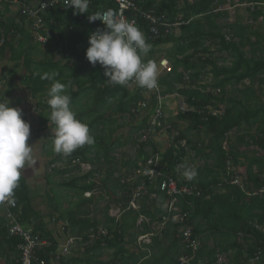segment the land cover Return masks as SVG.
I'll use <instances>...</instances> for the list:
<instances>
[{
  "label": "trees",
  "instance_id": "16d2710c",
  "mask_svg": "<svg viewBox=\"0 0 264 264\" xmlns=\"http://www.w3.org/2000/svg\"><path fill=\"white\" fill-rule=\"evenodd\" d=\"M19 1L31 3V0ZM139 1L143 11H155L158 17H164V22L174 23L179 17L192 20L181 27L178 36L170 34L146 40L151 50L143 59L145 62L153 60L156 47L172 45L166 54L172 72L158 76V84L162 94H179L191 109L185 113L178 109L174 119L168 116L165 119L171 125L167 133L172 141L164 153L154 140L137 141L147 126L155 101L151 97L144 112L136 110L137 104L145 101L144 93L150 90L139 87L134 80L123 86L113 85L107 82L104 68L99 64L93 66L86 59L89 35L104 27L100 21L89 22L87 15L108 9L115 11L117 5L113 1L90 0L86 15H74L72 8L49 9L44 15L46 28L51 32L46 44L36 40L30 21L22 13L17 14V20L3 22L0 17V56L9 51L12 61L24 64L28 75L23 82L36 100L39 131L55 127L48 119L47 101L43 100L51 82L42 79L45 73L55 72L56 79L66 85L72 97V110L88 125L94 137L92 145L68 156L57 154L50 161L52 175L46 176V182L51 183L54 176L68 175L61 186L74 190L77 196L73 208L59 213V218L68 222L66 231L82 238L81 247L88 243L83 249L90 263L107 250L113 256L104 264H181L180 258L185 252L180 226H166L162 234L151 237L149 244L139 242L140 237L152 232V223L168 214V202L174 197H168L156 184L145 180L148 195L141 199L139 210L129 208L133 190L143 180L124 185L125 175L118 176V163L111 155L131 143L136 157L124 162L128 172L132 174L158 154L164 178L196 188L192 196H179L177 203L183 212L189 213L188 223L194 229V236L201 240L193 264H216V255L229 251L233 252L229 264H253L251 261L259 249L263 256L257 264H264V234L255 229V224L264 225V197L248 196L240 187L224 182L227 164L232 163L235 168L242 166L239 169L249 184L247 190L264 188V154L258 153V150L264 151V29L248 23L238 28L213 27L218 0ZM10 5L7 2L2 6L8 9ZM263 15L264 8L249 11L253 24ZM26 22L30 28L25 26ZM139 24L138 28L149 37L148 23L140 19ZM226 35H232V41L228 42ZM208 77L211 82L207 81ZM213 111L218 114L214 115ZM181 123L187 125L185 130H180ZM128 124L131 128L127 136L115 135ZM225 142H228L227 148H224ZM242 147L245 149L240 151ZM190 152L193 159L203 163L195 168V178L189 180L183 176L180 180L177 165L188 162ZM63 161L64 168L57 169ZM82 164L91 165V170L81 174ZM97 176L101 178L97 180ZM88 192L91 196L86 198ZM152 193L156 199L151 198ZM14 198L16 208L12 212L22 225L29 224L32 215L39 217L25 179H20ZM114 204L120 215L111 217ZM58 205L56 202L57 208ZM141 218L144 220L138 223ZM7 226L0 225V235L16 250L18 241L9 237ZM101 228L107 235L91 240L92 232ZM33 232L50 242L49 248L38 252L40 259L50 263L51 253H57V242L42 226ZM18 256L17 251V260ZM60 262L69 263V260L62 257Z\"/></svg>",
  "mask_w": 264,
  "mask_h": 264
},
{
  "label": "built area",
  "instance_id": "2783aa9c",
  "mask_svg": "<svg viewBox=\"0 0 264 264\" xmlns=\"http://www.w3.org/2000/svg\"><path fill=\"white\" fill-rule=\"evenodd\" d=\"M117 5L115 12L119 16L126 17L127 19L133 21L138 27L139 20L142 19L148 23L150 36L146 37V40H151L159 38L160 36H168L170 34H176L180 32L181 27L189 25L192 20L186 21L182 17H179L175 20L174 23L164 22V17H158L155 11H143L139 5V0H110ZM11 3L14 5H19V12L31 23L33 32L35 33L36 40L41 44H46L48 38L51 36V32L46 28V22L44 20V15L49 9L60 8L61 10L65 7V0H39L36 3H24L21 4L19 0H0V5L4 3ZM148 38V39H147ZM226 40L232 41V35H226ZM3 41H1V44ZM159 67L162 74H168L172 72V67L169 64L167 59H161L159 61ZM135 82V81H134ZM3 87V82H0V89ZM219 92V90H218ZM145 101L137 104V111L144 112L149 103L151 102V97L155 101L154 108L151 110V115L149 117L147 126L143 129L137 136V141L139 143H146L150 139L155 142L158 140L159 133L168 132V129H171V125L165 123L167 119L166 107L168 99L175 98L178 101L179 111L180 112H189L191 109L188 107L185 99L179 94L174 95H164L162 94L161 87L158 84L156 89L150 90L149 93H144ZM214 115L218 114V111H213ZM185 145V142L182 143ZM228 147V142L224 143V148ZM260 155L264 154V151L258 150ZM161 157L156 154L153 155L145 165L135 170L130 177L127 179H122V183H134L137 179H142L143 181L137 185L136 189L133 190L129 201V208L133 210H139L140 201L143 197L148 195V187L145 180L151 184H156V187H159L161 192H164L168 197H174L171 201L168 202L166 216L162 220L152 223L151 229L152 232L148 235L139 238V242H145L147 238H150L155 235H160L165 230V227L168 225L180 226V238L182 240V246L185 252V255L180 258L181 264H193L197 253L201 248V240L198 237L194 236V229L188 223L189 213L183 212L178 206V197H188L192 196L196 188L189 186L188 184L180 185L177 180L173 178H164L162 167L160 163ZM182 163H179L181 165ZM183 164L189 165L196 168L193 163L185 162ZM182 174V170H179ZM161 178L162 181H159ZM224 182L232 186L240 187L244 193L248 196L264 197V188L263 189H252L247 190L249 184L246 180V177L242 175V172L239 168L233 167L232 163L227 164L226 176L224 177ZM159 184V185H157ZM200 193L197 194L199 196ZM151 198L156 199V194L152 193ZM6 206L7 210L10 211L8 216L9 226L8 233L10 238H14L18 241L17 251L19 252L17 264H49L43 259L38 257V252L45 250L50 247V242L37 233H34L32 230L26 229L18 221L16 215L13 214L12 209L16 208V202L14 205H8L6 202L2 203ZM12 212V213H11ZM62 230L65 231L66 228L61 224ZM255 229L264 234V225L255 224ZM107 231L104 229L98 230L96 233L92 232L91 240H97L100 236L105 237ZM243 235H239L241 240ZM82 242L81 237L69 236L65 244L62 245L61 251L56 254H52V260L59 261L62 257L70 255L72 248L78 243ZM85 246L88 243H83ZM233 255L232 251L227 253H218L216 255V264H229L230 257ZM263 256V251L258 250L255 257L252 259L253 264L260 262L261 257ZM198 264H206L200 262Z\"/></svg>",
  "mask_w": 264,
  "mask_h": 264
},
{
  "label": "clouds",
  "instance_id": "9594fccd",
  "mask_svg": "<svg viewBox=\"0 0 264 264\" xmlns=\"http://www.w3.org/2000/svg\"><path fill=\"white\" fill-rule=\"evenodd\" d=\"M90 0H65V9L72 8L74 15H86ZM89 22L100 21L104 26L91 33L86 59L95 66L104 68L107 82L126 85L134 80L141 88L153 90L158 87L159 67L153 60L145 62L151 44L144 33L126 17L108 9L87 15ZM57 73H45L42 79L51 82L47 91L50 109L48 119L54 124L53 151L65 156L94 143L87 124L77 118L72 110V97L66 85L56 79ZM11 101H0V203L15 204V190L19 187L23 170L37 164L33 145L28 143L30 124L23 119L22 110L10 107ZM182 175L191 180L197 172L186 164L178 166Z\"/></svg>",
  "mask_w": 264,
  "mask_h": 264
},
{
  "label": "crops",
  "instance_id": "0c3cea01",
  "mask_svg": "<svg viewBox=\"0 0 264 264\" xmlns=\"http://www.w3.org/2000/svg\"><path fill=\"white\" fill-rule=\"evenodd\" d=\"M39 0H31V3H36ZM256 8V10H255ZM261 8H264V3L261 2V0H218L217 1V6L214 14L216 15V20L214 21L213 27H218L222 29H226L229 26L238 28V27H243L246 25V23L254 25V26H262L264 29V15L259 17V19L253 24L250 16H249V11H257ZM20 6L19 5H14L11 4L8 9H5L2 4L0 5V17L3 18V22L6 20H12L15 19L17 20V14L19 13ZM19 22V20L17 21ZM25 26L30 28V25L28 22H26ZM228 30H226L227 32ZM12 55L9 51H6L4 55L0 56V78L2 79L0 82H3V87L0 89V101H3L4 97L8 100L11 101L10 107L14 108H19L22 110L23 113V119L28 122L30 125L34 123V112L26 110L25 107V102L22 100L23 98L22 93H30L29 90L26 88V85L23 82V79L26 75H28V72L26 68L24 67V64L22 62H14L11 60ZM166 59V58H164ZM35 60L38 61L39 58L36 56ZM7 81L10 82V85L7 84ZM207 81L211 82V78H207ZM174 95V94H173ZM30 99L34 101L36 104V100L32 98V96L29 94ZM168 96V95H167ZM45 98V97H44ZM43 98V99H44ZM47 98V96H46ZM169 102H171L173 105L169 106ZM167 107H166V114L168 117H174L176 116V113L178 111L177 105L179 104L177 99L171 98L168 99ZM35 104L33 105L34 111L37 114V111L35 109ZM224 105L221 106L222 110H224ZM32 120V121H31ZM34 125H37L36 127L33 126L31 127L33 131V135L31 136L28 143L30 145H33V156L37 161V164L34 166L35 169L34 171L38 172L39 171V162L36 158V145L35 142L38 139H48L50 142L43 144V152L47 158H51V160L56 156V153L54 154L53 148H52V140L53 136L46 135L45 132H41L38 129V121ZM52 130V128H49L48 130ZM32 133V132H31ZM43 134L44 136H42ZM41 136V137H40ZM164 139L158 138V140ZM157 140V142H158ZM35 141V142H34ZM48 145H51V151H47ZM164 148V147H163ZM162 146L160 145L161 153H164L167 149H163ZM240 149V151L244 150ZM190 155L192 154L191 152L189 153ZM190 158H193L191 156ZM50 160V161H51ZM188 160V159H187ZM195 160V159H194ZM64 162L58 163L59 165H63L62 168H64ZM50 164V162H49ZM48 164V165H49ZM89 167L91 168L89 164H82L81 166V174L84 173L85 168L84 167ZM61 167V166H60ZM240 169H242V166H239ZM32 169V167H27L23 170L21 178L25 179L28 187H29V194L30 198L33 202L34 209L38 211L39 217H35L32 215V218H30V222L27 225H23L26 229L36 231L38 228L41 226L49 232V235L57 242L58 248L57 252H59V249L62 247V245L65 244L66 240L68 239L69 236H72L70 231H63L61 224L67 228L68 222L63 220L62 218H59V213H65L68 212L70 209L73 208L75 202L77 201V196L74 192V190H69L65 188L64 186H61L63 183L66 181L63 180V182H57L55 179L51 181V183L46 182V176H43V182L45 188H49V194L47 190L45 191V194L39 193V190L42 188V186H37V182L35 179L36 173L29 174V176H26ZM69 177L68 175L65 176V179ZM183 177L182 174L179 175V179ZM68 180V179H67ZM58 188H64L67 190L57 192L56 189ZM90 194L89 192L86 193V195ZM75 195V196H74ZM56 202L59 204L58 208L56 206ZM41 204V205H40ZM44 204V205H43ZM41 206V207H40ZM53 212L56 213L53 215ZM112 212V210H111ZM12 213V212H11ZM10 211L7 210L6 206L2 203H0V225L4 226L6 225L9 226V216ZM63 215V214H62ZM120 215V212L118 216ZM144 219L141 218L138 223H141ZM19 221V220H18ZM21 224V223H20ZM7 226V227H8ZM75 236V235H74ZM2 235H0V264H15L17 262V248L16 250L13 248L11 243L7 242V239L4 240ZM47 240V239H46ZM48 241V240H47ZM146 242V241H145ZM143 244H145L142 241ZM149 244V243H146ZM84 245L81 247L80 244L78 243L75 245L71 252L70 255L66 257V259L69 260L68 262H59L56 260H51L49 264H91L90 261L88 260L87 257L84 258ZM136 249H133L135 251ZM107 251V250H106ZM105 250L102 252V254L99 255L97 260H93L92 264H95V262L104 264L107 261H102L100 258L104 255L106 252ZM111 257L112 251H110Z\"/></svg>",
  "mask_w": 264,
  "mask_h": 264
},
{
  "label": "rangeland",
  "instance_id": "374dc122",
  "mask_svg": "<svg viewBox=\"0 0 264 264\" xmlns=\"http://www.w3.org/2000/svg\"><path fill=\"white\" fill-rule=\"evenodd\" d=\"M37 1V0H36ZM180 34V32H176V35L178 36ZM171 44H166V45H161V46H158V47H156L155 49H154V54H153V61H155L156 63H157V65H158V67H159V61L161 60V59H163V58H166V54H167V51L171 48ZM151 50V49H150ZM149 56V52H148V54L146 55V56H144L143 57V59L144 58H146V57H148ZM162 74V72H161V70H160V67H159V75L158 76H160ZM263 89H264V87H263ZM264 91V90H263ZM29 94L30 93H25V92H23L22 93V100H24L23 102H25V107H26V110H28V112L29 111H32V112H34V123L33 124H31L30 126L33 128V126H37V125H34L35 123H36V121H38L39 122V117H38V114H36L35 113V111H34V107H33V105L35 104L34 103V101H32L31 99H30V96H29ZM47 96V95H46ZM263 97H264V95H263ZM44 101H47L48 100V96H47V98L45 97L44 99H43ZM169 104V106H172L173 104L171 103V102H169L168 103ZM177 107H179L178 105H177ZM172 119H174V117H171ZM32 121V120H31ZM186 124L185 123H181L180 124V130H185V128H186ZM31 127H30V133H31V136L33 135V131L36 129H34L33 131H32V129H31ZM130 126H129V124L127 125V126H125V127H123L122 129H120V130H118L117 131V133L115 134L116 136H127L128 134H129V131H130ZM47 132H45V134L46 135H49V138H50V135L51 136H53V133H52V130L50 129V130H46ZM42 136H44L43 134H41ZM41 137V136H40ZM159 138H164V139H161V140H158V142L156 141V143L157 144H159V146L161 145L162 146V148L163 149H167L169 146H170V144H171V141H172V138H170L169 137V135H168V133L167 132H162V133H159V136H158ZM124 140H127L126 138H123ZM233 140H234V138H233ZM45 141H46V143H48V142H50L48 139H38L36 142H35V145H36V158H37V160H38V162H39V171L38 172H36V171H34V169H35V167H32V169L30 170V171H28L29 173L28 174H26V176H29V174H32V173H36V176H35V179H36V184H37V186H42V188L39 190V193H42V194H45V191L47 190V192H48V194H49V188H45V186H44V182H43V179H42V177L43 176H49V175H52V168L50 167V165H48L49 164V162H50V160H51V158H47L46 156H45V154H44V152H43V149H42V147H43V144H45ZM53 141V140H52ZM52 148H53V142H52ZM241 149H243V147L241 148ZM49 150V152L52 150L51 149V145H48V147H47V151ZM54 154H55V152H54ZM56 155H57V153H56ZM191 156H193V153L190 155V157ZM111 157H113L114 158V161H115V163H118V168H119V177H121L122 175L124 176L125 175V177L124 178H128V177H130L131 175H133V174H131L130 172H128V170H129V167H125L124 166V162L126 163V160H128V159H134L135 157H136V150L133 148V146H132V144L131 143H129L124 149H121V150H117L116 152H114L112 155H111ZM194 157V156H193ZM113 161V162H114ZM64 162V161H63ZM188 162H190V163H193L195 166H196V168L197 167H199L200 165H202V163H203V161H201V160H199V159H193V158H189L188 159ZM113 165V164H112ZM61 166V167H60ZM62 166L63 165H57V169H62ZM107 166H111V165H107ZM91 167V166H90ZM85 168V170H84V173H87L89 170H91V168L89 169V167L87 166V167H84ZM127 173H130L129 175H127ZM117 174V173H116ZM105 175V171H102V176H104ZM101 176V175H100ZM100 176H97V180H99L101 177ZM54 179H55V181H59V182H63V180H65V181H67V179H65L64 178V176L63 177H56V176H54ZM131 184H134V183H131ZM46 189V190H45ZM64 190H67V189H64V188H58V189H56V191L57 192H60V191H63V193H64ZM75 196V195H74ZM91 196V193L90 194H88V195H85V197L86 198H89ZM120 198V196H118V199ZM41 205V204H40ZM44 205V204H43ZM101 207L103 208L104 206H105V201H103L101 204ZM114 206V207H113ZM112 206V212H110V216L111 217H114V216H118V214H119V212H120V210L118 209V208H115V207H117L115 204ZM41 207V206H40ZM98 218L100 219V220H102V218H101V216L100 215H98ZM146 242H144L145 244L146 243H150L151 242V239L150 238H147L146 240H145ZM144 244V245H145ZM62 249L60 248L59 249V252L61 251ZM144 250V249H143ZM67 257V256H66ZM84 258H85V254H84ZM88 258V257H87ZM109 258H111V253H110V251H106L105 253H104V255L100 258L102 261H107ZM92 264V263H91Z\"/></svg>",
  "mask_w": 264,
  "mask_h": 264
}]
</instances>
